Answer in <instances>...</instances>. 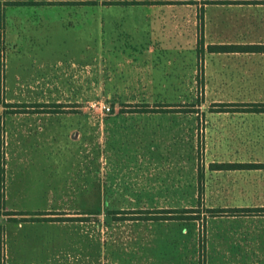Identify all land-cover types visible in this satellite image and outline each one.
Listing matches in <instances>:
<instances>
[{"label": "rangeland", "instance_id": "obj_1", "mask_svg": "<svg viewBox=\"0 0 264 264\" xmlns=\"http://www.w3.org/2000/svg\"><path fill=\"white\" fill-rule=\"evenodd\" d=\"M98 2L97 71L65 75L58 70L80 62L95 34L59 27L73 13L63 5L0 0V264H193L209 206L204 161L219 158V146L226 159V147L250 145L244 134L221 145L218 126L222 139L232 124L209 113L218 100L251 98L233 89L234 55H221L232 85L210 90L204 80L218 62L209 44L251 40L246 7ZM138 106L150 111H128ZM108 202L187 206L202 220H121ZM67 216L83 219L48 220Z\"/></svg>", "mask_w": 264, "mask_h": 264}, {"label": "crops", "instance_id": "obj_2", "mask_svg": "<svg viewBox=\"0 0 264 264\" xmlns=\"http://www.w3.org/2000/svg\"><path fill=\"white\" fill-rule=\"evenodd\" d=\"M88 1L95 3H49L63 5L67 7V11L73 12L68 14L66 21H58L59 27L83 29L91 39L94 34L96 36L94 47L88 43L85 45L80 62L73 57L72 66L59 69V73L66 75L76 66L86 68L87 72L97 71L100 4L98 0ZM235 4L246 7L242 12H250L252 38L245 42L209 44V52L218 55V62L212 65L217 70L214 67L211 73L209 66V71L204 72V80L210 90H222L223 85H232L222 78L224 64L221 55H234L236 62L233 89L250 91L251 98L218 100L209 106V113L225 114L232 124L226 129L228 136L222 139L224 127L218 126L221 145V140L242 136L237 134H244L250 140V145L243 148L226 147V159L221 157L224 150L219 146V152H213L219 158L204 161L201 174L202 194L209 206L203 212L202 254L193 264H264V0H243ZM111 5L125 7V4ZM222 44L235 45V48L233 51L211 49V46ZM88 49L94 51L90 58L85 55V50ZM148 52L151 50L148 49ZM53 71L55 70L51 67L41 73ZM25 80L24 77L17 76L16 85H22ZM246 155L249 157H245Z\"/></svg>", "mask_w": 264, "mask_h": 264}, {"label": "trees", "instance_id": "obj_3", "mask_svg": "<svg viewBox=\"0 0 264 264\" xmlns=\"http://www.w3.org/2000/svg\"><path fill=\"white\" fill-rule=\"evenodd\" d=\"M10 4H48V3H95V1L88 0H6ZM153 1L157 0H102L103 4H125V5H139V4H150L155 3ZM165 1H190V3L197 2L199 0H165ZM203 3H240L243 0H201ZM219 1V2H216ZM160 3V2H159ZM235 45H217L211 46V49L214 51H233ZM129 112L137 113H147L150 111L148 108L136 107L128 110ZM166 112L165 110H161ZM171 111V110H167ZM108 202V213L116 214L122 213L123 216H120L121 220H133V221H166V220H202V212L200 210H195V208L187 206L179 207H137L131 206L129 208H110ZM195 211H199L198 214H195ZM53 212H11L10 214H24V215H42L50 214ZM82 220L83 218H77L73 216H67L66 218H49L48 220Z\"/></svg>", "mask_w": 264, "mask_h": 264}, {"label": "built area", "instance_id": "obj_4", "mask_svg": "<svg viewBox=\"0 0 264 264\" xmlns=\"http://www.w3.org/2000/svg\"><path fill=\"white\" fill-rule=\"evenodd\" d=\"M106 111H110L111 107L110 106H105Z\"/></svg>", "mask_w": 264, "mask_h": 264}]
</instances>
